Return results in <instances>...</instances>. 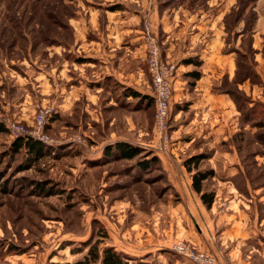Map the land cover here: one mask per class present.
I'll return each mask as SVG.
<instances>
[{
	"label": "rangeland",
	"instance_id": "obj_1",
	"mask_svg": "<svg viewBox=\"0 0 264 264\" xmlns=\"http://www.w3.org/2000/svg\"><path fill=\"white\" fill-rule=\"evenodd\" d=\"M96 1L0 0V122L6 127L0 131V264H74L90 249L103 253L107 246L125 253L128 264H200L195 254L213 253L202 246L204 237L221 251L215 255L222 264H232L219 234L234 212L257 214L254 239L263 247L264 100L256 67L257 52L264 57V0H238L230 11L233 0H210L213 6L192 0L203 4L196 12L206 21L221 22L224 15L231 46L238 20L245 33L236 51V76L214 78L212 88L227 92L240 108L224 117L221 110L203 112L191 98L173 96L164 151L151 77L140 54L129 59L127 82L108 77L91 96L81 93L61 105V86L68 85L63 67L65 77L84 81L78 73L84 69L75 63L93 60L77 50L73 21L88 20L84 9ZM253 30L262 41L256 48ZM85 33L95 35L91 26ZM104 33L102 27L97 34ZM247 72L257 90L252 106V96L239 85ZM45 107L46 140L37 156L16 146L9 124L33 125ZM118 144L141 152L119 157ZM193 155L203 158L190 162V171L186 160ZM198 169L213 170L203 182L215 194L209 207L192 185Z\"/></svg>",
	"mask_w": 264,
	"mask_h": 264
},
{
	"label": "crops",
	"instance_id": "obj_2",
	"mask_svg": "<svg viewBox=\"0 0 264 264\" xmlns=\"http://www.w3.org/2000/svg\"><path fill=\"white\" fill-rule=\"evenodd\" d=\"M231 3L232 6L227 11L237 8L239 1L233 0ZM206 4L213 6L210 0H206ZM202 7L203 4L194 6L192 0L191 4L188 0H98L86 6L84 10L89 13L88 20L75 19L73 24L77 30V50L87 53L85 56H92L93 60L81 61L82 65L75 63L76 68L84 70L78 72L74 69L73 72L86 77L84 81L77 82L74 78L78 76L75 74L67 73L65 77V66L63 67V84L68 83V85L61 86V105L69 106L77 100L81 93L91 96L92 92L102 89L108 77L118 78L121 83L127 82L123 77L127 76L126 68L130 57L134 58L139 54L146 57L140 24L142 19L150 16L162 43L164 58L175 62L178 67L173 96L191 98L196 105L195 108L203 109V112H206V109H216L221 110L224 117L226 113L235 114L237 103L227 92L215 93L212 89L213 79H218L224 74L233 78L236 76V51L240 48L239 43L245 33L240 30L238 20V27L234 31L231 46L226 38L224 15L220 19L221 22L218 18L215 23H212V18L206 21L205 18L199 16H202V13L196 12ZM88 26L94 30L93 37L86 36L85 29ZM102 27L105 28L104 35L97 34ZM205 29L212 31L213 35L210 39L206 38V34L211 33L206 32L204 35ZM256 32L253 30L251 34L252 46L255 48L259 46L257 43L262 44ZM262 53V50L257 52L259 64L256 70L263 81V89L258 96L264 100V57ZM97 59L101 62H97ZM85 69H87L86 72ZM194 71H198L200 76L198 77ZM239 85L241 88L243 86L245 92L255 100L254 92L257 90L250 78ZM151 94L154 97L153 87ZM250 220L252 222H249ZM257 220V214L251 215L246 212H234L229 216L228 225L219 234L221 241L219 243L225 246L227 252L225 254L231 259L232 264L264 262V246H258L254 239L257 224H253V221ZM262 221L264 220H261L260 224H263ZM202 246L216 255L221 253L209 238L204 237Z\"/></svg>",
	"mask_w": 264,
	"mask_h": 264
},
{
	"label": "built area",
	"instance_id": "obj_3",
	"mask_svg": "<svg viewBox=\"0 0 264 264\" xmlns=\"http://www.w3.org/2000/svg\"><path fill=\"white\" fill-rule=\"evenodd\" d=\"M142 39L146 50V64L154 91L156 108V126L159 132V149L166 150L169 140V127L172 112V98L174 81L177 77L178 67L175 62L163 56L162 43L158 32L154 28L150 16L143 21ZM49 114L48 108H41L35 117L33 125L26 126L19 122L9 124L11 134L18 137H33L45 141L44 126ZM180 248L183 246L178 245ZM200 264H222L215 254L200 252L194 255Z\"/></svg>",
	"mask_w": 264,
	"mask_h": 264
},
{
	"label": "trees",
	"instance_id": "obj_4",
	"mask_svg": "<svg viewBox=\"0 0 264 264\" xmlns=\"http://www.w3.org/2000/svg\"><path fill=\"white\" fill-rule=\"evenodd\" d=\"M239 51V50H238ZM239 65L240 61L237 59V72L239 70ZM257 72V70H256ZM194 73L199 77L200 73L198 71H194ZM237 74V73H236ZM257 75L259 76L258 72ZM252 74L250 72H247L244 77L239 81L240 83L245 81L246 79L250 78L251 80ZM262 80V79H261ZM252 81V80H251ZM232 96H234L232 91H229ZM135 94L138 95V93L135 92ZM235 99V98H234ZM237 103L238 109L239 103L235 99ZM249 103V106H252L251 104L256 103L252 99V97H249V100L247 101ZM6 130L5 125L0 122V131ZM15 144L17 147H22L25 146L28 150L34 152L37 154V156H41L43 153V148L45 146L44 143H42L40 140H37L35 138L31 137H24L20 136L15 138ZM117 148H115V152L119 154V157H124V158H133L137 156L140 152L141 149L135 146H130V145H123V144H118L116 145ZM203 158V155H193L191 156L188 160H186V164L188 165V169L192 171L191 166L189 165L190 162H195L199 163V161ZM213 170H201L198 169L193 173V181L192 185L193 188L200 193L202 201L206 206H211L213 201H214V196L215 194L212 191H206L203 188V182L205 179L210 177L213 173ZM90 255L88 257H85L83 260H78L74 264H128V260H126V255L125 253L118 251L114 249L113 247H105L103 249V253L94 252L93 250L90 249L89 251ZM69 264V263H66Z\"/></svg>",
	"mask_w": 264,
	"mask_h": 264
}]
</instances>
